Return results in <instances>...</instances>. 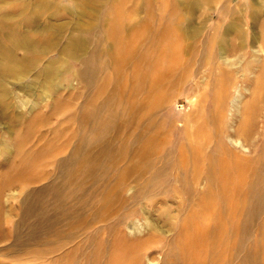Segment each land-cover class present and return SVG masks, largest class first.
I'll return each mask as SVG.
<instances>
[{
    "label": "rangeland",
    "instance_id": "1",
    "mask_svg": "<svg viewBox=\"0 0 264 264\" xmlns=\"http://www.w3.org/2000/svg\"><path fill=\"white\" fill-rule=\"evenodd\" d=\"M260 48L264 0H0V264H264Z\"/></svg>",
    "mask_w": 264,
    "mask_h": 264
},
{
    "label": "bare ground",
    "instance_id": "2",
    "mask_svg": "<svg viewBox=\"0 0 264 264\" xmlns=\"http://www.w3.org/2000/svg\"><path fill=\"white\" fill-rule=\"evenodd\" d=\"M186 4V3H185ZM187 5V4H186ZM14 28V27H13ZM19 28V27H18ZM27 42H28V40H27ZM27 44H29V43H27ZM82 47H84V46H82ZM226 49V48H225ZM261 49V48H260ZM259 49V50H260ZM261 50H263L264 51V49L262 48ZM7 58V57H6ZM50 66V65H49ZM49 70V69H48ZM23 75V73L22 72H18V71H15V72H13L12 73V78L14 79V80H17V79H20L21 78V76ZM38 86V85H37ZM21 87H24V86H21ZM30 87V86H29ZM28 87V88H29ZM36 90V89H35ZM36 92V91H35ZM241 92V91H240ZM5 94H6V96L8 97V96H11L12 95V93L10 92V91H6L5 92ZM48 94V93H47ZM240 94V93H239ZM239 97V96H238ZM233 101V100H232ZM237 102V101H236ZM237 108V107H236ZM238 143V142H237ZM239 144V143H238ZM246 146V145H245ZM134 226H136V225H134ZM148 260H149V256H148ZM156 262L155 261H150L149 260V262H148V264H155Z\"/></svg>",
    "mask_w": 264,
    "mask_h": 264
}]
</instances>
